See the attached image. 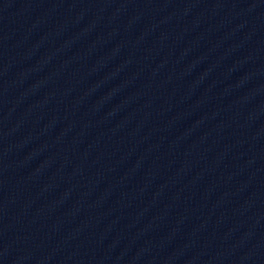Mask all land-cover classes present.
<instances>
[{"label":"water","instance_id":"water-1","mask_svg":"<svg viewBox=\"0 0 264 264\" xmlns=\"http://www.w3.org/2000/svg\"><path fill=\"white\" fill-rule=\"evenodd\" d=\"M0 264H264V0H0Z\"/></svg>","mask_w":264,"mask_h":264}]
</instances>
